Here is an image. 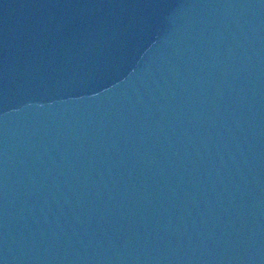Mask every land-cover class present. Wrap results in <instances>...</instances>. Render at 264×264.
I'll return each instance as SVG.
<instances>
[{
	"label": "water",
	"instance_id": "obj_1",
	"mask_svg": "<svg viewBox=\"0 0 264 264\" xmlns=\"http://www.w3.org/2000/svg\"><path fill=\"white\" fill-rule=\"evenodd\" d=\"M30 264H264V64L125 167Z\"/></svg>",
	"mask_w": 264,
	"mask_h": 264
}]
</instances>
